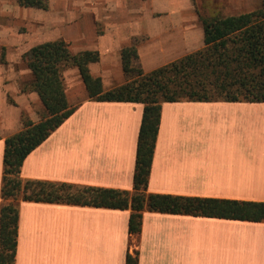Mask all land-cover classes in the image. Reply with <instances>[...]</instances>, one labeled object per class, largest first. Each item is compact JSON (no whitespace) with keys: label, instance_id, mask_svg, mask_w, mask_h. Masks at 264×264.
I'll return each mask as SVG.
<instances>
[{"label":"crops","instance_id":"1","mask_svg":"<svg viewBox=\"0 0 264 264\" xmlns=\"http://www.w3.org/2000/svg\"><path fill=\"white\" fill-rule=\"evenodd\" d=\"M48 1L53 5L40 10L14 0L26 32L13 33L12 41L0 32V188L5 138L20 130L22 114L32 122L44 114L36 92L22 90L33 80L26 50L63 39L73 53L98 51L88 68L107 91L126 80L123 47L136 42L138 64L149 72L203 47L197 10L220 12L219 0H207L210 6L197 0V6L195 0ZM229 1L233 8L250 5ZM62 75L75 109L28 153L20 176L131 190L143 104L88 97L75 66ZM147 191L264 202V102H163ZM129 213L21 200L15 264H125L127 254H136L137 264H264V221L144 210L140 231L132 234Z\"/></svg>","mask_w":264,"mask_h":264},{"label":"trees","instance_id":"2","mask_svg":"<svg viewBox=\"0 0 264 264\" xmlns=\"http://www.w3.org/2000/svg\"><path fill=\"white\" fill-rule=\"evenodd\" d=\"M25 7L46 9L47 0H16ZM195 2V1H194ZM203 28V47L149 72L138 64L136 42L121 49L124 83L102 89L100 77L88 64L99 59L96 50L71 52L63 39L45 41L26 50L23 58L33 75L26 88L36 92L44 114L37 122L21 115V128L4 140L0 188V264H15L18 203L21 200L129 209L128 232L137 234L144 210L208 216L245 221H264V202L220 198L174 196L147 191L163 102L244 101L264 102V0L250 11L207 15L198 10ZM75 66L88 97L100 101L143 104L131 190L100 188L23 179L25 157L74 111L68 103L62 71ZM125 264H137L127 254Z\"/></svg>","mask_w":264,"mask_h":264},{"label":"rangeland","instance_id":"3","mask_svg":"<svg viewBox=\"0 0 264 264\" xmlns=\"http://www.w3.org/2000/svg\"><path fill=\"white\" fill-rule=\"evenodd\" d=\"M48 1V0H47ZM199 3V6H210L208 4L207 0H197ZM256 2L260 5L261 0H249L248 3L250 5L248 7H242V8H233L232 3L228 0H219L218 2V13L220 15L225 14H233L236 12H240L242 10H246L247 8H252L255 6ZM53 3L48 1V7L52 6ZM194 5H196V0ZM197 6V5H196ZM25 7V6H23ZM27 8H34V7H27ZM17 7L14 3V0H0V32L2 33L3 37L6 38V40L12 41L13 38H15L16 33L18 36L23 35L26 32V28L22 26V15L19 14L18 10H16ZM34 9H40V8H34ZM255 9V8H254ZM45 10V9H40ZM17 29V30H16ZM5 49V47H3ZM3 48L1 50H3Z\"/></svg>","mask_w":264,"mask_h":264}]
</instances>
